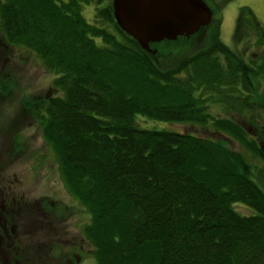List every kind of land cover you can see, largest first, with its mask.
<instances>
[{"label": "trees", "instance_id": "1", "mask_svg": "<svg viewBox=\"0 0 264 264\" xmlns=\"http://www.w3.org/2000/svg\"><path fill=\"white\" fill-rule=\"evenodd\" d=\"M248 11L254 41L239 49L221 40L219 19L203 44L199 31L146 51L106 0H0L6 44L55 75L46 98L22 105L88 212L94 264H264V27ZM9 83L0 76V92Z\"/></svg>", "mask_w": 264, "mask_h": 264}, {"label": "rangeland", "instance_id": "2", "mask_svg": "<svg viewBox=\"0 0 264 264\" xmlns=\"http://www.w3.org/2000/svg\"><path fill=\"white\" fill-rule=\"evenodd\" d=\"M205 1L212 11V22L200 30L199 44L205 41V31H208L209 25L211 29L219 19L220 38L225 44L235 50L244 43L253 42L255 31L249 20L248 10L264 27V0H225L223 4V0ZM108 3L112 4V0H106V4ZM94 9L92 4L83 6L82 14L89 22L93 21ZM0 76H6L10 81L7 84L10 87L5 92H0V151L3 142L9 147L14 163L20 164L23 161V166L17 168H23V202H27L26 210L23 211V264H94L91 255L93 250L91 252L89 243L82 235L83 226L89 222L88 212L84 207H79L77 199H73L72 194L70 196L66 191L54 151L45 143L38 125L26 106L22 105L24 98H46L55 75L43 66L41 59L31 50L22 46L11 47L6 44L3 35H0ZM260 92L264 95V86ZM208 94H211L210 91ZM216 112L220 117H226L224 110ZM171 127V130H193L199 136L223 141L231 150L244 151L234 140L209 132L204 127L195 128L184 124H174ZM17 146L23 149V156L19 161L16 157ZM9 158L10 155L1 156L0 162L6 160L7 166L10 164ZM43 202L53 203L54 206L50 205L53 208L59 202H68L73 210L65 221H60L55 215L60 208L44 213ZM235 209L243 215L253 213L250 208L241 204L235 205ZM68 239V246L60 243ZM53 245L58 247L56 252L50 249Z\"/></svg>", "mask_w": 264, "mask_h": 264}, {"label": "water", "instance_id": "3", "mask_svg": "<svg viewBox=\"0 0 264 264\" xmlns=\"http://www.w3.org/2000/svg\"><path fill=\"white\" fill-rule=\"evenodd\" d=\"M112 7L118 27L146 51L154 43L189 38L212 20L205 0H112Z\"/></svg>", "mask_w": 264, "mask_h": 264}, {"label": "flooded vegetation", "instance_id": "4", "mask_svg": "<svg viewBox=\"0 0 264 264\" xmlns=\"http://www.w3.org/2000/svg\"><path fill=\"white\" fill-rule=\"evenodd\" d=\"M1 144L0 157L10 155V164L6 166V160L0 162V264H23V211L26 210L27 202H23V168L17 169L18 166H23V161L20 164L14 163L9 147L3 142ZM17 147L16 157L19 161L22 159L23 149ZM49 205L54 206L53 203ZM59 205H65L68 214L73 210L68 202H59ZM42 211L48 213L44 208ZM58 219L66 220L59 216ZM69 241L62 240L60 243L68 246ZM50 249L52 250L51 247Z\"/></svg>", "mask_w": 264, "mask_h": 264}]
</instances>
